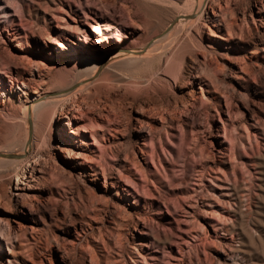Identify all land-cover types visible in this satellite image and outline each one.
I'll return each mask as SVG.
<instances>
[{"label": "rangeland", "instance_id": "obj_1", "mask_svg": "<svg viewBox=\"0 0 264 264\" xmlns=\"http://www.w3.org/2000/svg\"><path fill=\"white\" fill-rule=\"evenodd\" d=\"M107 1L0 0V65L7 63V66L3 65L7 74L1 76V81L9 84L10 80H18L19 75L25 74L26 86L38 88L39 93H43L53 86H64L74 79L76 68L84 59L82 55L58 56L53 52V55L47 56L40 50L42 41L36 38L48 32L47 21L53 13L47 5L60 2L63 10L59 12L67 21L69 15H72L69 10L71 6L73 9L78 7L79 12L84 11L93 19L111 18L120 23L130 11L131 1L115 0V11L112 12L106 9ZM12 34L26 36L18 41L13 40ZM201 40L210 43L208 31H203ZM230 45L228 51L225 45L212 43V57L225 63L224 70L217 75L212 67L204 64L203 49L190 51L185 63H188V57L194 59L197 66H189V72H202L229 103L233 114L230 127L232 137L237 138L246 130L256 131L261 136V139L258 137V145L252 140L251 145L244 150L252 165L247 169L254 177L252 181L246 177L249 191L247 197L242 198L240 209L247 215L242 223H236L237 229L243 227L251 233L250 240L235 232L229 241H216L209 249H204L193 240L186 244L180 233L170 229L171 218L162 206L167 203L172 210L173 203L179 199L172 183L159 187V195H156L154 201L159 208L136 206L132 198L123 194L120 188L110 186V178L121 177L126 180L123 178L125 171L119 167L126 157L140 160V136L145 134H149L155 141L159 137L163 142L164 132L171 134L169 140L180 156L179 163L172 160L176 170L174 175L178 179L184 174L192 180L198 179L205 165L222 167L217 151L222 142V127L227 122L224 109L218 107L219 115L216 114V102L204 82L202 89L205 103L184 102L182 91L186 87L180 83H168L170 79L163 67L155 65L132 76L143 75L151 81L160 79L162 83L157 87V94H142L133 101L131 96L126 95L124 87L118 86L109 94L113 105L102 99L103 103L114 107L113 113L119 120L117 132H110L102 143L109 150V161L98 160L95 163V166L105 170L108 178L106 182L100 176H92L88 166L77 165L68 156L66 158L61 148L65 144L62 140L68 130L64 126L60 129L50 121L38 124L36 141L31 149L33 153L29 158L33 170L31 175L28 173L30 191L26 196L14 198L11 195L16 176H20L25 162L5 166L0 163V184H10L4 192L6 197L0 198V234L11 241V246L6 248L3 244L0 249V264H140L138 256L146 253L143 245L147 244L144 242L145 237L139 233L144 228L149 233L147 242L153 243L152 247L149 244L147 250L168 255L171 248L176 250L180 247L183 264H264V58L261 55L250 58V54L241 51L234 41ZM242 58L246 59L248 65L247 75L243 76L244 80H235L231 68L234 61ZM129 76L126 74V77ZM193 83L198 93L200 85L197 80ZM172 97L176 105L175 101L167 105L166 99ZM23 101L22 95L19 99L9 96L0 98V153L9 151L18 154L25 132L28 138L29 121L23 116ZM115 101L120 105H116ZM87 102V106L83 105L80 111L95 108ZM140 106L148 107L153 113L158 112L157 115L164 117L161 131L155 127L153 131L145 126L141 129L143 131L140 130L134 121ZM158 153L162 159L161 151ZM110 166L114 169L109 170ZM28 174L26 177H29ZM41 176L45 183L41 181ZM140 194L144 196L142 192ZM182 205L185 211L190 212L188 201L182 202ZM225 237L229 236L221 232L218 234V240H224ZM175 256L179 257L178 254Z\"/></svg>", "mask_w": 264, "mask_h": 264}, {"label": "bare ground", "instance_id": "obj_2", "mask_svg": "<svg viewBox=\"0 0 264 264\" xmlns=\"http://www.w3.org/2000/svg\"><path fill=\"white\" fill-rule=\"evenodd\" d=\"M129 1L132 4L130 11L120 23L111 18H108L109 20L93 19L86 12H79L78 7L73 9L71 6L69 10L72 15H69L67 21L59 12L63 10L60 2L58 4L50 2V5L48 3V8L53 12L47 21L49 30L43 36L36 38L42 41L41 52L46 53L47 56L53 55L54 52L58 56L80 54L84 57L76 68L75 78L64 86H53L39 93L38 88L26 86L25 74L19 75L18 80L15 77V80L5 84L1 81V76L7 74L3 68V65L7 66V63L3 62L0 65V98L9 96L19 99L22 95L24 97L23 116L29 121L28 138L25 132L24 142L19 146L20 152L18 154H12L9 151L0 153V158H7L0 160L4 166L25 162L20 176H16L12 197L21 198L30 191L27 178H30L33 170L29 165V158L33 153L31 149L36 141L38 124H45L47 121L54 122L60 129L64 126L68 130L62 140L65 144L61 148L66 158L68 156L77 162V165L88 166L92 176H100L106 182L108 178L105 170L95 166V163L98 160L109 161L107 159L109 150L102 143L110 132H117L119 120L113 113L114 107L103 103L102 99L109 102V105H113L114 102L109 99V94L118 86H123L126 95L131 96L133 101L135 97L142 94L155 95L158 85L162 83L160 79L151 81L152 79L143 75L133 77L132 74L148 70L151 66L161 65L164 73L169 76L168 83L174 85L180 83L186 87L182 91L184 102L204 104L205 97L202 89L204 82L208 93L216 102L214 110L216 114L219 115L218 107L224 109L227 122L226 126L222 127V142L217 151L218 161L222 167L213 168L205 165L198 179L192 180L185 174L178 179L174 175L175 164L172 160L175 159L179 163L180 156L169 140L171 134L164 132V142L159 137L155 141L149 134H145L140 136L142 140L138 147L140 160L136 161L125 156L119 167L125 171L123 178L126 180H122L121 177L110 178V186L120 188L123 194L132 198V203L136 206L159 208V205L154 202L156 195H159V187L168 182L172 183L179 199L173 203L172 210L167 203L162 206L171 218L170 229L180 233L181 239L186 244L193 240L204 249H209L215 245L216 241L220 243L229 241L235 232L241 233L250 240L251 233L243 227L237 229L236 223L238 221L242 223L247 215L240 209L243 204L242 198L247 197L249 191L246 177L251 181L254 177L253 173L247 169L251 165V160L244 150L251 145L252 140L258 145V137L261 139V136H258L256 131L246 130V133L244 131L241 136L232 137L230 127L233 124V114L229 103L202 72H189V66L193 67L197 64L191 57H188L186 64L185 59L190 51L203 49L204 64L212 67L217 75L224 70L225 63L212 57V43L218 42L225 45V49L229 51L230 43L233 41L241 51L248 52L250 58H256L258 55L264 58V0ZM106 9L109 12L115 11V0H108ZM204 30L208 31L210 37L208 44L201 40ZM25 36V34L24 36L12 34L13 40L18 41ZM246 63L244 58L234 61L231 72L235 80H244L243 76L248 69ZM126 74L130 76L126 77ZM195 80L200 85L198 93L192 86ZM78 100L80 102L75 104ZM85 101L95 108L80 111L81 107L86 105ZM174 101L175 98H168L166 104L169 105ZM165 107L164 109H168ZM147 108L138 107L137 116L134 117L135 123L140 130L145 126L151 130L155 127L161 131L164 117L157 115V111L155 114ZM26 139L28 140L25 147ZM159 150L163 156L162 159L159 156ZM108 169L111 170L114 167L110 166ZM27 174L29 177H26ZM41 178V181L45 183L44 177L41 176ZM8 185H10L9 182H1L0 198L6 197L4 192ZM186 201L189 203L190 212L183 208L182 202ZM220 232L229 237L218 240ZM139 233L145 237L144 242L147 243L143 244L146 247L145 255L138 256L140 264H183L180 247L176 250L171 248L168 255L160 252V255L155 254L147 250L150 245L153 246L152 241L147 242L148 230L140 229ZM3 244L8 248L11 246V241L0 234V249Z\"/></svg>", "mask_w": 264, "mask_h": 264}, {"label": "water", "instance_id": "obj_3", "mask_svg": "<svg viewBox=\"0 0 264 264\" xmlns=\"http://www.w3.org/2000/svg\"><path fill=\"white\" fill-rule=\"evenodd\" d=\"M7 157H11L10 155H7Z\"/></svg>", "mask_w": 264, "mask_h": 264}]
</instances>
